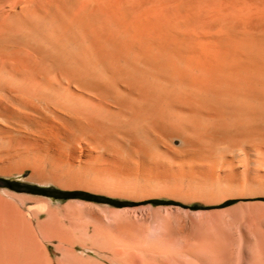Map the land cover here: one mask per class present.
Masks as SVG:
<instances>
[{
	"label": "bare ground",
	"instance_id": "bare-ground-1",
	"mask_svg": "<svg viewBox=\"0 0 264 264\" xmlns=\"http://www.w3.org/2000/svg\"><path fill=\"white\" fill-rule=\"evenodd\" d=\"M27 172L136 201L264 197V0H0V177ZM49 207L0 211V264H43Z\"/></svg>",
	"mask_w": 264,
	"mask_h": 264
},
{
	"label": "rangeland",
	"instance_id": "rangeland-1",
	"mask_svg": "<svg viewBox=\"0 0 264 264\" xmlns=\"http://www.w3.org/2000/svg\"><path fill=\"white\" fill-rule=\"evenodd\" d=\"M29 178L28 172L18 178L0 177V211L14 214L19 209L25 214L32 204L50 206V233L36 239L43 264H264V197L218 203L136 201L63 190ZM31 188L51 190L53 196ZM59 192L88 193L101 201ZM111 201L134 206L117 207ZM95 245L101 248L99 255L90 251Z\"/></svg>",
	"mask_w": 264,
	"mask_h": 264
},
{
	"label": "trees",
	"instance_id": "trees-1",
	"mask_svg": "<svg viewBox=\"0 0 264 264\" xmlns=\"http://www.w3.org/2000/svg\"><path fill=\"white\" fill-rule=\"evenodd\" d=\"M32 189V188H31ZM32 191H34L35 193H38L40 195H45V196H53V191L51 190H47V189H41V188H33ZM56 193V192H55ZM60 194L63 195H67V196H71V197H79V198H83V199H87V200H91V201H101V199L97 196L88 194V193H83V192H59ZM153 203H162L159 201H150ZM110 204L112 205H116L117 207H131L134 205H131L129 203H118L116 201H111Z\"/></svg>",
	"mask_w": 264,
	"mask_h": 264
}]
</instances>
